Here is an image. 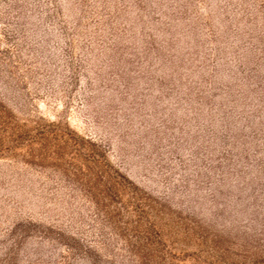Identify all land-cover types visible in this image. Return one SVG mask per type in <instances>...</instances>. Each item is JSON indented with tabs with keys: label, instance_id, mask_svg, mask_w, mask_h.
I'll return each mask as SVG.
<instances>
[{
	"label": "rangeland",
	"instance_id": "obj_1",
	"mask_svg": "<svg viewBox=\"0 0 264 264\" xmlns=\"http://www.w3.org/2000/svg\"><path fill=\"white\" fill-rule=\"evenodd\" d=\"M0 264H264V0H0Z\"/></svg>",
	"mask_w": 264,
	"mask_h": 264
}]
</instances>
